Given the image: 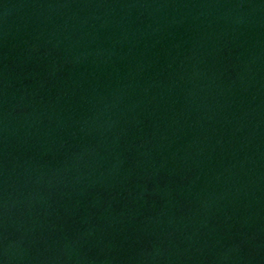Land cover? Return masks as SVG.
Returning a JSON list of instances; mask_svg holds the SVG:
<instances>
[{"label":"water","instance_id":"95a60500","mask_svg":"<svg viewBox=\"0 0 264 264\" xmlns=\"http://www.w3.org/2000/svg\"><path fill=\"white\" fill-rule=\"evenodd\" d=\"M0 264H264V0H0Z\"/></svg>","mask_w":264,"mask_h":264}]
</instances>
